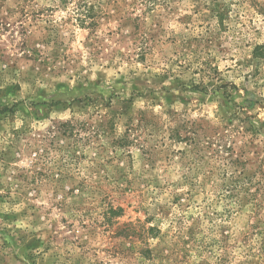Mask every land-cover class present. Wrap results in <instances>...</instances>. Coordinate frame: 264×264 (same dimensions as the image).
<instances>
[{
  "label": "rangeland",
  "instance_id": "obj_1",
  "mask_svg": "<svg viewBox=\"0 0 264 264\" xmlns=\"http://www.w3.org/2000/svg\"><path fill=\"white\" fill-rule=\"evenodd\" d=\"M0 264H264V0H0Z\"/></svg>",
  "mask_w": 264,
  "mask_h": 264
},
{
  "label": "trees",
  "instance_id": "obj_2",
  "mask_svg": "<svg viewBox=\"0 0 264 264\" xmlns=\"http://www.w3.org/2000/svg\"><path fill=\"white\" fill-rule=\"evenodd\" d=\"M85 23H86V21L85 20H81V24H82V26H85ZM90 25H92V23L90 24Z\"/></svg>",
  "mask_w": 264,
  "mask_h": 264
}]
</instances>
